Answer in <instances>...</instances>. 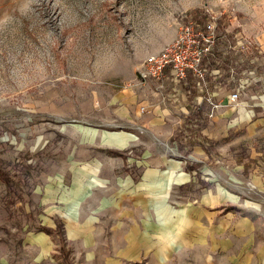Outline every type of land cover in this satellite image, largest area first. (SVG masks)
I'll list each match as a JSON object with an SVG mask.
<instances>
[{"label": "crops", "instance_id": "1", "mask_svg": "<svg viewBox=\"0 0 264 264\" xmlns=\"http://www.w3.org/2000/svg\"><path fill=\"white\" fill-rule=\"evenodd\" d=\"M236 31L261 47L255 77L249 79L245 68L240 84L231 88L238 63L235 52L219 43L218 67L208 68L210 89L222 104L214 117L207 96L196 87L192 98L187 82L169 85L165 98L155 83L116 92L100 111L104 127L76 131L85 148H77L65 166L37 176L33 191L43 225L56 228L59 219L65 235H134L140 257L147 249L158 257L162 249L165 264H264V9ZM244 86L251 92L235 109L230 93ZM197 109L207 118L202 135L214 150L200 144L190 152L226 183L213 179L199 186L191 174L199 165L169 149ZM38 136L40 142L44 137ZM4 148L8 144L1 139ZM180 195L195 198L175 205Z\"/></svg>", "mask_w": 264, "mask_h": 264}, {"label": "rangeland", "instance_id": "2", "mask_svg": "<svg viewBox=\"0 0 264 264\" xmlns=\"http://www.w3.org/2000/svg\"><path fill=\"white\" fill-rule=\"evenodd\" d=\"M261 9L264 0H0V143L8 144L0 168L25 158L30 166L29 173L14 172L19 187L0 179V263L165 264L162 249L158 257L148 249L140 257L134 235H65L63 224V239L42 231L51 227L38 218L36 178L85 148L77 130L104 127L100 111L134 85L145 59L170 45L186 22L216 16L220 28H239ZM234 66L231 88L249 64ZM172 147L178 149L173 141ZM188 198L195 196L174 203L186 205Z\"/></svg>", "mask_w": 264, "mask_h": 264}, {"label": "built area", "instance_id": "3", "mask_svg": "<svg viewBox=\"0 0 264 264\" xmlns=\"http://www.w3.org/2000/svg\"><path fill=\"white\" fill-rule=\"evenodd\" d=\"M224 42L230 51L235 52L238 64L248 63V78L255 77L254 69L260 66L259 57L263 54L257 43L249 36L237 32L232 25L220 28L218 17L211 16L203 23L194 20L186 22L176 39L159 53L149 55L136 73L134 84L147 85L155 83L156 91L162 96L170 86H179L187 82L192 74L201 95H206L211 106L209 117H214L222 107L208 83L209 69L206 60L213 54L215 47ZM251 89L238 87L231 91L230 101L236 109L248 98ZM141 112L146 113L147 107L142 106ZM183 161L199 165L191 170L195 183L212 182L217 179L216 169L197 159L192 153L182 154L176 151Z\"/></svg>", "mask_w": 264, "mask_h": 264}, {"label": "trees", "instance_id": "4", "mask_svg": "<svg viewBox=\"0 0 264 264\" xmlns=\"http://www.w3.org/2000/svg\"><path fill=\"white\" fill-rule=\"evenodd\" d=\"M220 58H221V54H217L216 52H213V54L210 55V57L206 60L207 67L211 70L216 69L218 67L216 65V61L219 60ZM187 85H188L187 90L190 92L192 98H194L197 94V91H196V85L194 83V77L192 74L188 75ZM206 120L207 118L203 117L200 110L197 109L193 111L190 117L182 124V126L179 128L178 132L174 135L172 140L177 144L180 152L189 153L194 146L201 144L206 146L207 150L210 153H213L214 150L213 141L204 138L202 135V129L206 126ZM111 153L116 154L118 156H123L121 153L116 151H111ZM23 168H26L27 173H29L30 169L28 168H30V166L28 165V158L22 159V161L19 162L17 161V163H15V165H13V167L10 170H3L0 168V179L4 181L9 187H12L13 185L19 187V185L15 184L14 172L20 171ZM189 168L191 169L192 166L189 165ZM62 224L63 223L59 219H57L56 229L41 227V230L49 234L57 233L59 234L60 238L63 239ZM65 262L69 264L66 259Z\"/></svg>", "mask_w": 264, "mask_h": 264}]
</instances>
